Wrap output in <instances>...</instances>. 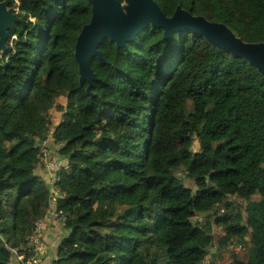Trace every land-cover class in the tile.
Returning <instances> with one entry per match:
<instances>
[{
    "label": "trees",
    "instance_id": "obj_1",
    "mask_svg": "<svg viewBox=\"0 0 264 264\" xmlns=\"http://www.w3.org/2000/svg\"><path fill=\"white\" fill-rule=\"evenodd\" d=\"M10 1L20 22L0 50V264L29 257L35 222L53 212L51 264H264V74L192 30L165 38L149 24L122 46L102 40L81 80L88 1ZM154 1L264 44V0Z\"/></svg>",
    "mask_w": 264,
    "mask_h": 264
},
{
    "label": "water",
    "instance_id": "obj_2",
    "mask_svg": "<svg viewBox=\"0 0 264 264\" xmlns=\"http://www.w3.org/2000/svg\"><path fill=\"white\" fill-rule=\"evenodd\" d=\"M87 1L91 5L92 17L77 37L74 53L81 80L93 79L89 62L92 57H101L98 45L102 40L109 38L116 46H122L149 24L154 28L163 29L165 38L183 29L192 30L204 36L211 45L245 58L264 74V44L243 43L223 24L208 22L201 16H192L179 6L171 16H165L154 0ZM1 14L3 15V11L0 8ZM14 22H20V19ZM1 39L0 32V42ZM1 48L5 49L4 46H0ZM214 252L212 249V253Z\"/></svg>",
    "mask_w": 264,
    "mask_h": 264
},
{
    "label": "built area",
    "instance_id": "obj_3",
    "mask_svg": "<svg viewBox=\"0 0 264 264\" xmlns=\"http://www.w3.org/2000/svg\"><path fill=\"white\" fill-rule=\"evenodd\" d=\"M42 153H46V150H42ZM46 154H44L45 156ZM57 222L60 221L59 215L56 212L49 213V217L46 218V220ZM64 219V218H62ZM45 221L42 222L38 221L34 224V232L33 234L28 238L27 246L29 247L31 251V255L27 258H24L23 256H17L16 253L12 252V250L5 246L6 250L10 251L14 255V261L17 264H43L42 257L44 255L46 244L43 237V224ZM13 261V260H12ZM51 264V263H50Z\"/></svg>",
    "mask_w": 264,
    "mask_h": 264
},
{
    "label": "crops",
    "instance_id": "obj_4",
    "mask_svg": "<svg viewBox=\"0 0 264 264\" xmlns=\"http://www.w3.org/2000/svg\"><path fill=\"white\" fill-rule=\"evenodd\" d=\"M36 174H40L49 180L54 176V169L47 167L46 164L43 166L40 164L36 170ZM62 229L60 224L52 221H47L45 226L43 225V237L46 244V249L42 257L43 264H50L56 258L57 245L61 240ZM11 264L17 263L13 260Z\"/></svg>",
    "mask_w": 264,
    "mask_h": 264
},
{
    "label": "rangeland",
    "instance_id": "obj_5",
    "mask_svg": "<svg viewBox=\"0 0 264 264\" xmlns=\"http://www.w3.org/2000/svg\"><path fill=\"white\" fill-rule=\"evenodd\" d=\"M2 11H3V9H2ZM3 15L6 16V19H5V17L4 18L0 17V32L2 34V39H1V42H0V46L1 47L5 46L4 43L6 44V42H7V40L5 39V36H6L5 30L10 28V27H12L13 24H14V21H17L19 19L17 16H15V14H11L10 15V13L6 12ZM60 103L65 104V100L64 99H60ZM51 116H52V124L55 125L59 121V115L57 113H55L54 111H51ZM197 149H198V146L195 143L194 146H193V150L195 151ZM181 169L182 168H179V171H181ZM185 181H186V185L191 186V184H192L191 181H189V180H185ZM238 209H239V207H238ZM243 210H244V204L242 203L241 206H240V209H239V211H240L239 218L240 219H245V214H244ZM249 253H250V251L248 249H246V248L239 249L238 250L239 259L247 260V258L249 257ZM220 264H224V263H220Z\"/></svg>",
    "mask_w": 264,
    "mask_h": 264
},
{
    "label": "flooded vegetation",
    "instance_id": "obj_6",
    "mask_svg": "<svg viewBox=\"0 0 264 264\" xmlns=\"http://www.w3.org/2000/svg\"><path fill=\"white\" fill-rule=\"evenodd\" d=\"M15 2H16V0H15ZM0 8H2L3 9V12L4 13H10V15L11 14H15V16H17V14H16V10H14V6L12 7V5H11V1L10 0H0ZM15 11V12H14ZM3 13V14H4ZM1 17H5V19H6V16L5 15H0ZM8 31H9V29L8 30H6L5 32V34H6V36H5V39L7 40L8 39ZM4 45L6 46V44L4 43ZM4 46V47H5Z\"/></svg>",
    "mask_w": 264,
    "mask_h": 264
}]
</instances>
